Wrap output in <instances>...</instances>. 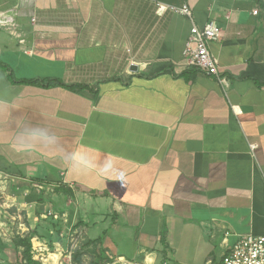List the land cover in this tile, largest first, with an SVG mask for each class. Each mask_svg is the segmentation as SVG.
I'll return each mask as SVG.
<instances>
[{"label": "crops", "instance_id": "crops-1", "mask_svg": "<svg viewBox=\"0 0 264 264\" xmlns=\"http://www.w3.org/2000/svg\"><path fill=\"white\" fill-rule=\"evenodd\" d=\"M210 20L226 87L184 57ZM249 233L264 235V0H0V264H24L19 238L42 264H217Z\"/></svg>", "mask_w": 264, "mask_h": 264}, {"label": "built area", "instance_id": "built-area-1", "mask_svg": "<svg viewBox=\"0 0 264 264\" xmlns=\"http://www.w3.org/2000/svg\"><path fill=\"white\" fill-rule=\"evenodd\" d=\"M156 6V11L159 15H162L167 10H172L184 14L193 20V13L188 5L178 7L157 2ZM254 13L257 14L258 9L254 10ZM220 36L221 28L214 20H210L203 28L193 23L191 34L185 46L184 57L188 66H195L210 75L216 76L218 81L226 87L229 80L226 76L221 75L219 59L209 49V42L219 39ZM256 148L257 144H250L252 153ZM49 215L57 217L56 213L53 212H49ZM229 234L230 232L226 233V235ZM111 264L147 263L137 259L130 260L125 257H118ZM162 264H168V261H163ZM205 264L214 263L209 260ZM217 264H264V235L252 233L241 235L237 242L232 245L229 252Z\"/></svg>", "mask_w": 264, "mask_h": 264}, {"label": "trees", "instance_id": "trees-1", "mask_svg": "<svg viewBox=\"0 0 264 264\" xmlns=\"http://www.w3.org/2000/svg\"><path fill=\"white\" fill-rule=\"evenodd\" d=\"M20 82L34 84V83H44L45 81L42 80H33V79H24ZM48 84V83H47ZM76 87H82L81 85H76ZM17 244L23 247V251L21 252V259L24 264H42L40 261L34 259L33 257V245L31 239L27 238H19L17 239ZM108 258L105 255V252L100 251L97 253V264H107ZM80 259H78V263H80Z\"/></svg>", "mask_w": 264, "mask_h": 264}, {"label": "rangeland", "instance_id": "rangeland-1", "mask_svg": "<svg viewBox=\"0 0 264 264\" xmlns=\"http://www.w3.org/2000/svg\"><path fill=\"white\" fill-rule=\"evenodd\" d=\"M10 226L16 232L17 225L16 224L15 225L11 224ZM181 254H182V252H180V253H178L176 255H171V258H172L171 259V264H174L173 260H179L180 262H187V264H189L191 262H193L194 264H203V263H200L198 261L194 262V261H192L191 258H187V257H185L184 255H181Z\"/></svg>", "mask_w": 264, "mask_h": 264}]
</instances>
